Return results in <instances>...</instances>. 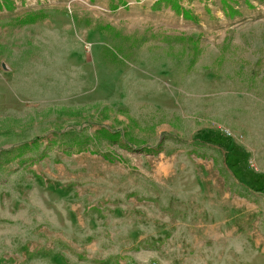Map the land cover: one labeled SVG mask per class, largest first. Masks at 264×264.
<instances>
[{
	"label": "rangeland",
	"instance_id": "374dc122",
	"mask_svg": "<svg viewBox=\"0 0 264 264\" xmlns=\"http://www.w3.org/2000/svg\"><path fill=\"white\" fill-rule=\"evenodd\" d=\"M176 1L0 0V264H264V0Z\"/></svg>",
	"mask_w": 264,
	"mask_h": 264
},
{
	"label": "trees",
	"instance_id": "16d2710c",
	"mask_svg": "<svg viewBox=\"0 0 264 264\" xmlns=\"http://www.w3.org/2000/svg\"><path fill=\"white\" fill-rule=\"evenodd\" d=\"M224 3H226V6H227V1L226 0H224ZM166 4L171 5L172 8L178 14H182L184 16V18H186V19H195V17L193 16V14H191V12L189 10H186V9L182 8L178 1H176V0H168V1H166ZM161 7H162V0H155V2L153 4V9L160 10ZM233 13L234 14H237L238 11L235 10ZM39 16H43V13H41V14H35L34 16L33 15H30L28 17L29 19H26V20L23 19L22 20V23L25 24V23L34 22L35 21V17H39ZM178 39L181 42H189V43H192L193 44V48H198V45H199V42H200V39H201V35L197 39H195L193 36L185 37L183 34H181L180 36H178ZM105 133H107V131ZM107 135L110 138L111 137H113V138L116 137L118 139L119 138L121 139L122 137H124L123 135H121V133L119 131H115L113 133H108ZM79 151H82V150H79ZM145 151L150 152L151 149L150 148H147V149H145ZM259 189H260L261 192H264V187L263 186L261 188H259Z\"/></svg>",
	"mask_w": 264,
	"mask_h": 264
},
{
	"label": "crops",
	"instance_id": "0c3cea01",
	"mask_svg": "<svg viewBox=\"0 0 264 264\" xmlns=\"http://www.w3.org/2000/svg\"><path fill=\"white\" fill-rule=\"evenodd\" d=\"M98 1H99L98 2L99 3V7H101V8H108L109 7L110 8L111 7V4L113 3L114 5H117L118 6V8L116 10H120L123 7L126 8V6H131V5L134 4V2H136V3L145 2L146 5H150L151 8H153V4L155 2V0H98ZM166 1H168V0H162V4L165 5L166 4ZM213 1L215 2V4H214L215 9H216L215 12L213 10L208 11V9L206 7H203V8L198 7L197 8L198 10L196 12H195V8H192L191 10H192V12L195 15H198L199 17H202V18H210L211 17V14H215L217 16L222 15L224 13V6L222 4V0H213ZM207 2H208L207 3V6L208 7H211V4H209V0ZM198 35H199V31H198Z\"/></svg>",
	"mask_w": 264,
	"mask_h": 264
}]
</instances>
